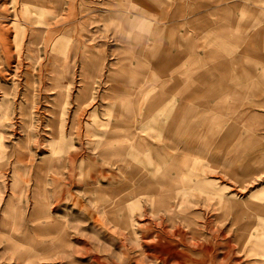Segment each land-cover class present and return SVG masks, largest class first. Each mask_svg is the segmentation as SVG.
Segmentation results:
<instances>
[{"label":"crops","instance_id":"0c3cea01","mask_svg":"<svg viewBox=\"0 0 264 264\" xmlns=\"http://www.w3.org/2000/svg\"><path fill=\"white\" fill-rule=\"evenodd\" d=\"M15 43L22 58L36 53L23 106L39 120L15 154L38 158L15 180L24 189L14 230L0 231V264L84 263L81 234L109 198L132 210L140 177L210 233L250 216L225 236L234 252L264 236V0H0L4 59Z\"/></svg>","mask_w":264,"mask_h":264},{"label":"rangeland","instance_id":"374dc122","mask_svg":"<svg viewBox=\"0 0 264 264\" xmlns=\"http://www.w3.org/2000/svg\"><path fill=\"white\" fill-rule=\"evenodd\" d=\"M22 49L18 43L13 44L14 55L4 59L3 55L6 54L2 53L0 45V231L14 230V212L17 204L14 195H22L24 189L15 180L17 176L26 179L28 162L38 158L36 153L15 154L16 147L27 146L32 142L31 138L25 139L24 132L30 126L36 127L39 121H30L31 116L33 118L38 113L35 107L25 109L23 106V101H29L30 96L33 97V93H36L35 85L28 77V71H33L36 65V53L28 46V55L24 53L25 58H22ZM39 140L41 142V139ZM135 198L133 206L131 205L133 209L130 210L134 214L132 223H126L125 215L120 211V207L115 205V208L103 207L104 213L100 222L95 226L92 224L94 230L89 229L87 232H81L82 234L74 232L76 235L81 234L84 240L89 242L86 248L79 251L76 248L77 255L82 253L88 256V259L80 264H264V236L259 228L255 230L259 236L255 235L254 238L251 235V238L241 239L250 250L245 253H238L239 247L234 252L231 242L225 237L235 233V227L246 223L250 216H238L240 219L237 225L234 224L233 230L229 229L226 234L220 229H213L210 233L207 218L191 219L189 223H184L182 218L177 217L180 214L178 213L172 222H161L158 210H150V205L146 206V210L145 207L138 208V205L144 206V198ZM220 210L221 214H226L224 211L222 213L223 209ZM187 213L189 210H183V215H180L184 217ZM223 218H219L215 224L222 226L223 221L229 217ZM89 223L90 220L88 226ZM96 237L102 244L97 240V247L93 245L97 242L93 240ZM232 238L234 240L235 237L232 235ZM237 240L240 241L239 238ZM231 244L235 245L233 241Z\"/></svg>","mask_w":264,"mask_h":264},{"label":"bare ground","instance_id":"6f19581e","mask_svg":"<svg viewBox=\"0 0 264 264\" xmlns=\"http://www.w3.org/2000/svg\"><path fill=\"white\" fill-rule=\"evenodd\" d=\"M53 2V1H52ZM72 2V1H71ZM125 2V1H124ZM108 3V2H107ZM120 3V2H119ZM118 3V4H119ZM117 4V3H116ZM107 5H109V4H107ZM64 6V5H63ZM111 6L113 7V5L111 4ZM115 7V6H114ZM61 8V7H60ZM116 8V7H115ZM117 9V8H116ZM126 10V9H125ZM129 10V9H128ZM61 12V11H60ZM61 14V13H60ZM70 15V14H69ZM128 16V15H127ZM67 18H68V16H67ZM127 18V17H126ZM125 18V19H126ZM263 21V20H262ZM123 25H124V21H123ZM129 28V27H128ZM49 30H52V29H49ZM126 30H127V28H126ZM5 34V33H4ZM4 34H2L3 36H4ZM65 34V33H64ZM7 35V34H6ZM67 35V34H66ZM54 37V36H53ZM140 38V37H139ZM149 38V37H148ZM147 38V39H148ZM51 40H52V38H51ZM140 40V39H139ZM143 40V39H142ZM137 42V41H136ZM144 43V42H143ZM145 43H146V39H145ZM144 43V44H145ZM8 44V43H7ZM140 44H141V42H140ZM134 45V44H133ZM146 45V44H145ZM135 46H138V44H136ZM139 48H140V46H139ZM88 51V50H87ZM135 55V54H134ZM83 56H84V54H83ZM92 56V55H91ZM88 58V57H87ZM94 58H96L95 56H94ZM100 58V57H99ZM82 59V58H81ZM89 59V58H88ZM93 59V58H92ZM90 60V59H89ZM95 60V59H94ZM98 60H100L101 61V59H98ZM98 60H97V62H98ZM88 60H85V62H87ZM99 61V62H100ZM83 62V61H82ZM93 62V61H92ZM99 62L97 63V64H99ZM90 64H92L91 62H89ZM94 63V62H93ZM88 65V66H91V65ZM93 66H94V64H93ZM85 67H87L86 65H85ZM84 67V68H85ZM98 68V67H97ZM90 69H92V68H90ZM88 70V69H87ZM178 71V70H177ZM84 73V72H83ZM91 72L90 71H88V76H89V74H90ZM84 76V75H83ZM85 77V76H84ZM86 79H88V78H86ZM158 93V92H157ZM142 99V98H141ZM124 100H126V99H124ZM142 101V100H141ZM134 102V101H133ZM132 102V103H133ZM150 102V101H149ZM171 102H172V100H171ZM148 103V102H147ZM141 105V104H140ZM129 106V105H128ZM131 106V105H130ZM129 106V107H130ZM133 106V105H132ZM123 109V108H122ZM127 113H129V112H127ZM131 113V112H130ZM186 114V113H185ZM251 115V114H250ZM185 116V115H184ZM185 123H186V121H185ZM181 124V123H180ZM162 125V124H161ZM160 125V126H161ZM181 126H179V128H180ZM164 128V127H163ZM128 131V130H127ZM112 132V131H111ZM128 132H130V131H128ZM115 133H118V132H115ZM129 134V133H128ZM134 134H136V133H134ZM109 136H110V134H109ZM116 136H117V134H116ZM140 135H138L137 137H139ZM131 137V136H130ZM135 137V136H134ZM133 137V138H134ZM141 140H143V139H141ZM140 140V141H141ZM149 140V139H148ZM147 140V141H148ZM107 141H109V140H107ZM157 142V141H156ZM155 142V143H156ZM110 143H111V141H110ZM142 143V142H141ZM143 143H144V141H143ZM142 143V144H143ZM153 143V142H152ZM159 143V142H158ZM106 144V143H105ZM109 144V143H108ZM148 144V143H147ZM189 144V143H188ZM160 145V144H159ZM105 147V146H104ZM125 147V146H124ZM127 147V146H126ZM103 148V147H102ZM122 149H123V151L125 150L123 147H122ZM122 149L120 148H118V150L119 151H122ZM166 150V149H165ZM182 150V149H181ZM105 151V150H104ZM103 151V152H104ZM117 151V150H116ZM185 151V150H184ZM186 151H188V150H186ZM169 152V151H168ZM191 152V151H190ZM108 153V152H107ZM184 153V152H183ZM80 154V153H79ZM105 155V154H104ZM75 156V155H74ZM177 156V155H176ZM103 157H106V156H103ZM149 157V156H148ZM148 157L146 158V159H148ZM204 157V156H203ZM127 158V157H126ZM151 158H152V156H151ZM150 157H149V159H151ZM172 158H174V157H172ZM205 158V157H204ZM143 160V159H142ZM169 160V159H168ZM67 161V160H66ZM143 161H145V160H143ZM149 162H150V160H148ZM146 162V161H145ZM57 163H58V160H57ZM141 163V162H140ZM151 163H152V161H151ZM58 164H60V163H58ZM146 164V163H145ZM155 164V163H154ZM168 164V163H167ZM189 164V163H188ZM192 164V163H191ZM52 165V164H51ZM50 165V166H51ZM159 165V164H158ZM148 166V165H147ZM168 166V165H167ZM190 166V165H189ZM178 167H179V165H178ZM183 167V166H182ZM50 168V167H49ZM52 168V167H51ZM63 168V167H62ZM61 168V169H62ZM88 169V168H87ZM183 169V168H182ZM185 169V168H184ZM58 170V169H57ZM57 170H55L54 169V171L53 172H55V171H57ZM97 170V169H96ZM99 170V169H98ZM100 170H102V169H100ZM154 170H156V167H155V169ZM184 171V170H183ZM75 172V171H74ZM88 172V171H87ZM95 173V172H94ZM100 173V172H99ZM170 173V172H169ZM168 173V174H169ZM56 174V173H55ZM74 174V173H73ZM164 174V173H163ZM110 175V174H109ZM178 175H181V174H178ZM97 176V175H96ZM161 176H163V175H161ZM165 176H167V175H165ZM174 176H171V178H173ZM74 178V177H73ZM174 178H176V180H178V178L179 177H174ZM140 179L142 180V182L140 183L138 180H135V182H137V186H136V189H138V191L135 193V197L137 196V197H143L144 198V200L148 203V205H150V210H158V207L160 206V207H165V210H167V212H168V214H169V217H168V221H173V219H174V216H176L178 213H182V211H179V210H174L173 209V205L172 204H169V196H167V195H164V194H160V196H159V194H158V188H156L155 187V184L154 183H152V184H154V185H152V186H148V184H146L145 182L147 181L146 179H144V178H142V177H140ZM161 180V179H160ZM159 180V181H160ZM163 180V179H162ZM56 181V180H55ZM149 181V180H148ZM158 181V182H159ZM174 182H176V181H174ZM179 185V183H176V185ZM42 185H44L43 183H42ZM147 185V186H146ZM177 185V186H178ZM146 186V187H145ZM176 186V187H177ZM97 187V186H96ZM102 188V187H101ZM163 188H166L167 189V187H163ZM162 188V189H163ZM96 188H94V190H95ZM174 189V188H173ZM98 190H100V189H98ZM103 190V189H102ZM101 190V191H102ZM168 190V189H167ZM166 190V191H167ZM170 190V189H169ZM60 191H61V189H60ZM59 191V192H60ZM105 191V190H104ZM103 191V192H104ZM162 192V191H161ZM87 193V192H86ZM37 195V194H36ZM90 196H91V194H89ZM97 195V194H96ZM59 197H61V196H59ZM124 197H119V198H117V199H112V198H109L108 200H106L105 202H106V204L104 205V207L105 208H112V207H114L115 205V207H120V211H122L123 212V214L125 215V220H126V223H132V221L134 220V214H133V212L132 211H128V210H125V206L127 205V203L125 204V200L123 199ZM40 199V198H39ZM112 200H116V201H112ZM186 199H185V197H183V200L180 202V203H184V201H185ZM226 199L223 197V195L221 194L220 196H219V209H223L222 210V213H223V211L225 212V213H227V209H226V201H225ZM39 201H41V200H39ZM138 205V204H137ZM114 207V208H115ZM144 208V207H141V205H138V208ZM159 211V210H158ZM188 211V210H187ZM186 210H184V212H187ZM187 214H189V213H187ZM185 215L184 217H181L182 219H183V222L184 223H186V222H190V221H192L191 219V216L189 217L188 215ZM182 215V214H181ZM223 218V217H222ZM217 219H219V218H217ZM224 219V218H223ZM159 220H160V217H159ZM161 222H163L162 220H160ZM59 223V222H58ZM123 224H125V223H123ZM251 224V223H250ZM189 226V225H188ZM208 226V225H207ZM254 225L253 224H251L250 226H247L246 227V229H252V227H253ZM193 227V226H192ZM264 230V229H263ZM264 232V231H263ZM216 234V233H215ZM214 235V234H213ZM257 236H259V235H257ZM256 237V236H255ZM254 237V238H255ZM249 238H251V237H249ZM257 240H258V242L260 241L258 238H256ZM250 240V239H249ZM210 241V240H209ZM211 242V241H210ZM253 242V241H252ZM254 243V242H253ZM261 243V242H260ZM258 252V251H257ZM259 254L261 253V252H258ZM262 256H264V254L262 255Z\"/></svg>","mask_w":264,"mask_h":264}]
</instances>
